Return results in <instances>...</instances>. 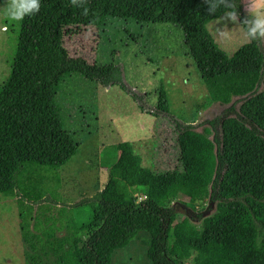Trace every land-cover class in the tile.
Here are the masks:
<instances>
[{
    "label": "trees",
    "instance_id": "obj_1",
    "mask_svg": "<svg viewBox=\"0 0 264 264\" xmlns=\"http://www.w3.org/2000/svg\"><path fill=\"white\" fill-rule=\"evenodd\" d=\"M108 17L179 27L211 101L240 97L241 104L235 118L219 123L216 153L211 128L198 133L180 123L173 171L147 170L129 142L106 147L102 190L56 209L57 171L79 147L56 102L62 81L79 74L126 91L117 65L90 64L64 46L81 28H99ZM212 21L204 0H40L39 11L20 20L11 75L0 91V194L18 197L26 264H110L139 231L150 235L151 264H264V52L260 39L228 55L207 28ZM11 22L7 29L15 33ZM163 99L159 112L167 109ZM210 124L217 130V120ZM171 191L185 194L197 212L214 200L216 213L200 228L185 217L175 223L167 205Z\"/></svg>",
    "mask_w": 264,
    "mask_h": 264
},
{
    "label": "rangeland",
    "instance_id": "obj_2",
    "mask_svg": "<svg viewBox=\"0 0 264 264\" xmlns=\"http://www.w3.org/2000/svg\"><path fill=\"white\" fill-rule=\"evenodd\" d=\"M2 3L4 0H0ZM12 20L0 10V91L10 78L16 52L20 20H15V33L7 29ZM214 27L213 21L207 26L228 55L248 41L242 30L231 23L228 29L232 32L227 37L217 35ZM64 46L71 57H81L90 64L117 65L126 91L118 84L103 86L79 74L67 76L62 81L56 102L61 108L59 113L64 129L79 147L57 171L61 187L56 209L91 198L102 190L108 170L102 168L100 154L106 147L129 142L147 170L156 173L173 171L179 169L177 123H193L194 128L201 131L210 120H217V128L220 118L236 116V111L231 112L230 105L226 106L230 102L211 101L184 44L182 30L172 24L138 23L132 19L108 17L99 28H81L79 35L69 38ZM261 49L264 52V39H261ZM263 88L264 82L259 91ZM161 95L167 105L165 115L158 112L161 116H153L150 110H157ZM216 103L221 104L215 106ZM235 105L238 101L234 102V108ZM218 131L220 129H213L217 136ZM17 201V196L0 194V264H26L24 253L27 248L19 231ZM188 203L185 194L169 193L167 205L170 208L176 204L175 223L185 217L200 228L201 213H212L215 201L209 200L201 213L192 211ZM149 245L150 235L139 231L126 247L113 252L110 264H151L147 257Z\"/></svg>",
    "mask_w": 264,
    "mask_h": 264
},
{
    "label": "clouds",
    "instance_id": "obj_3",
    "mask_svg": "<svg viewBox=\"0 0 264 264\" xmlns=\"http://www.w3.org/2000/svg\"><path fill=\"white\" fill-rule=\"evenodd\" d=\"M208 16L213 20L217 35L227 37L232 30L231 23L241 29L248 40L264 39V0H204ZM245 7L246 15L241 16L239 9ZM40 0H4L0 10L13 20L36 14Z\"/></svg>",
    "mask_w": 264,
    "mask_h": 264
},
{
    "label": "water",
    "instance_id": "obj_4",
    "mask_svg": "<svg viewBox=\"0 0 264 264\" xmlns=\"http://www.w3.org/2000/svg\"><path fill=\"white\" fill-rule=\"evenodd\" d=\"M125 85V84H124ZM126 86V85H125ZM128 87V86H127ZM134 89H132V91H133ZM135 91V90H134ZM261 91V90H260ZM244 97H249L248 95H245V96H243V98ZM235 99H236V101L238 100V99H240V97H233L232 99H231V101H230V103H228V104H226V106L227 105H230V108L232 107V106H234V102H236L235 101ZM221 103H216V105L215 106H217V105H220ZM240 104H241V101H238V105H235V108H234V112L235 111H238L239 110V106H240ZM153 109V108H152ZM154 110V109H153ZM151 112H153L152 110H150ZM155 111V110H154ZM232 112V111H231ZM163 114L162 115H165V112H162ZM236 116H232V115H230V116H226V117H223V118H220L219 119V122L221 123L224 119H227V118H235ZM201 118V117H200ZM200 118H199V120H200ZM213 120H216V119H213ZM213 120H210V121H213ZM210 121H208L207 123H205L201 128H202V130L201 131H198V130H196L195 128H194V126H195V124H193V123H184L183 124V126H185V127H189L190 128V130H192V131H194V132H198V133H202V131H203V129L205 128V127H209V128H211L212 129V135L210 136V138H209V140L211 141V142H213L214 143V145H215V149H214V152L216 153V151H217V144H216V141H215V134L213 133V128H212V126H211V124H210ZM181 124V123H180ZM217 129H220V125H218L217 126ZM218 138L220 139L221 138V134H219V136H218ZM192 211H193V209L191 208V207H189ZM214 208V210L212 211V213H209V214H211V215H209V214H204V213H201L202 211H204V210H202L200 213H201V215H200V217H199V219L201 218L202 220H204V219H206V218H209V217H211L212 215H214L215 213H216V210H217V202H215V207H213ZM170 209L173 211V214H176V204H174V205H172L171 207H170ZM184 213H186V211H184ZM189 219V218H188ZM201 220V221H202Z\"/></svg>",
    "mask_w": 264,
    "mask_h": 264
},
{
    "label": "built area",
    "instance_id": "obj_5",
    "mask_svg": "<svg viewBox=\"0 0 264 264\" xmlns=\"http://www.w3.org/2000/svg\"><path fill=\"white\" fill-rule=\"evenodd\" d=\"M145 198H146V196H144V195H142V196L139 195V196H138V200H139V201H141V200H143V199H145Z\"/></svg>",
    "mask_w": 264,
    "mask_h": 264
},
{
    "label": "flooded vegetation",
    "instance_id": "obj_6",
    "mask_svg": "<svg viewBox=\"0 0 264 264\" xmlns=\"http://www.w3.org/2000/svg\"><path fill=\"white\" fill-rule=\"evenodd\" d=\"M159 110H156V111H154V113L156 114V115H158V116H161V115H159ZM153 113V112H152ZM162 113V112H161Z\"/></svg>",
    "mask_w": 264,
    "mask_h": 264
},
{
    "label": "crops",
    "instance_id": "obj_7",
    "mask_svg": "<svg viewBox=\"0 0 264 264\" xmlns=\"http://www.w3.org/2000/svg\"><path fill=\"white\" fill-rule=\"evenodd\" d=\"M192 120H188V122H191ZM106 170H108L107 168H106Z\"/></svg>",
    "mask_w": 264,
    "mask_h": 264
}]
</instances>
